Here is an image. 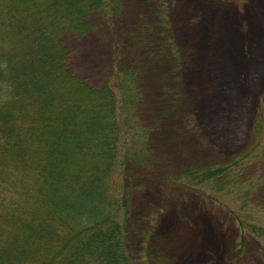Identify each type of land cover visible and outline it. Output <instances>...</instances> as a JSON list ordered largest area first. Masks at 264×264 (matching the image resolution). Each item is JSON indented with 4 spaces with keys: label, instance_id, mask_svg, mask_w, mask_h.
<instances>
[{
    "label": "trees",
    "instance_id": "trees-1",
    "mask_svg": "<svg viewBox=\"0 0 264 264\" xmlns=\"http://www.w3.org/2000/svg\"><path fill=\"white\" fill-rule=\"evenodd\" d=\"M157 1L154 27L170 33L167 4ZM124 8L123 0H0V264H146L129 252V199L116 189V170L130 179L156 164L140 116L144 68L118 69L94 88L70 69L63 42L90 31L94 14L114 22ZM163 44L173 46L169 38ZM256 119L254 143L237 159L190 167L167 183L188 192L203 187L216 194L201 190L210 202L236 198L241 213L251 214L244 221L228 207L241 232L264 237V211L250 203L260 182L244 178L263 151L264 117Z\"/></svg>",
    "mask_w": 264,
    "mask_h": 264
},
{
    "label": "rangeland",
    "instance_id": "rangeland-1",
    "mask_svg": "<svg viewBox=\"0 0 264 264\" xmlns=\"http://www.w3.org/2000/svg\"><path fill=\"white\" fill-rule=\"evenodd\" d=\"M164 1L170 33L154 27L160 1L123 0L118 20L94 14L84 36L63 37L70 69L94 88L118 69L144 68L140 116L158 166L130 179L116 170V189L123 187L131 209L123 217L129 252L146 264H264V237L241 232L227 212L247 221L241 202L226 194L210 202L201 190L216 194L203 187L188 192L167 183L190 167L229 164L252 147L254 122L264 117V0ZM259 156L244 178L260 182L250 203L264 211V144Z\"/></svg>",
    "mask_w": 264,
    "mask_h": 264
}]
</instances>
